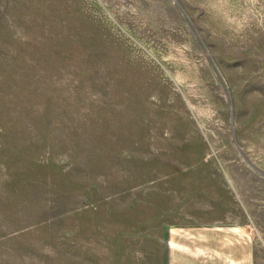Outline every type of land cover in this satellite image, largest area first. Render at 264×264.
I'll use <instances>...</instances> for the list:
<instances>
[{"label": "rangeland", "instance_id": "rangeland-1", "mask_svg": "<svg viewBox=\"0 0 264 264\" xmlns=\"http://www.w3.org/2000/svg\"><path fill=\"white\" fill-rule=\"evenodd\" d=\"M0 16V264H167L190 223L248 230L264 264V0Z\"/></svg>", "mask_w": 264, "mask_h": 264}, {"label": "crops", "instance_id": "crops-1", "mask_svg": "<svg viewBox=\"0 0 264 264\" xmlns=\"http://www.w3.org/2000/svg\"><path fill=\"white\" fill-rule=\"evenodd\" d=\"M166 256L167 264H254V243L248 230L239 226L190 223L170 232Z\"/></svg>", "mask_w": 264, "mask_h": 264}]
</instances>
